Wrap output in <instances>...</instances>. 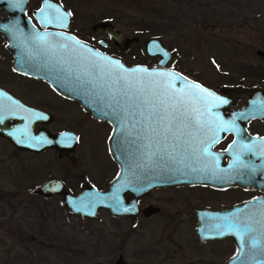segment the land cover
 Instances as JSON below:
<instances>
[{
    "label": "flooded vegetation",
    "instance_id": "af4514ba",
    "mask_svg": "<svg viewBox=\"0 0 264 264\" xmlns=\"http://www.w3.org/2000/svg\"><path fill=\"white\" fill-rule=\"evenodd\" d=\"M184 1L186 3L196 2L197 4V13L189 16L193 18V22L210 24V27L218 22L219 15L214 8L218 0ZM104 2L106 4L101 6ZM124 2L127 5L131 2L135 7V0H23L21 8L12 9L7 0H0V25L8 26L7 28H0V56H7L10 73L33 79L20 82L19 90L21 91L29 82L42 83L57 98L52 105L35 102L31 98L26 100L19 93L4 85L5 79H0V126L2 129L0 130V161L6 160L2 164L3 166L0 164V179L2 176L10 178L12 169L10 162L13 154L34 155L38 158L39 164L42 163L41 170L44 168L47 170V167L52 165L51 159L48 158V153L51 151L56 157L55 159L58 160L53 170L59 174L47 171L44 177L42 176L28 188L27 181L18 182L21 186L19 189L23 191L27 189L30 195L39 198L41 205L45 207L50 205L55 210H60L68 215H77L84 221L98 220L100 215L105 213L114 218L128 220L132 227L141 224L142 221L148 222L159 217L158 219L162 220V223L157 226L158 230L180 231L183 227V231L191 230L196 236V209L206 207L210 210H218L223 206L242 203L255 197H264V83L218 81L214 84H207L203 81L201 74L199 75L200 78H194V76L178 70L177 67L168 65V68L174 69L186 78L222 95L225 93L218 91L217 87H259L263 92H261L260 97H255L253 102H250L251 105L248 104V98L245 94H239L220 112L172 115L171 117L175 116L184 122L186 130L200 135L196 139L200 157L196 164L176 161L168 167H159L154 170L148 168L144 171L142 178L138 176L137 194L135 196V222L131 223L128 218L110 215L104 209H100L94 219L82 217L81 214L70 211L64 202V194L75 195L84 186L89 185L96 189H104L115 177L118 166L108 151L111 125L105 119L91 116L76 99L61 94L42 78L26 75L12 68L13 53H18L17 45L23 44L19 38L24 39L26 37V31L30 30V26L38 30L58 31L65 34L66 38L75 37L84 45L117 57L125 65L135 64V60L127 62L125 59V56L129 54L135 58V26L134 30L124 31L115 24V22L123 23L126 21L125 18L121 19L122 15L121 18L115 15L116 13L122 14L120 11L123 9L120 7V3L123 4ZM42 8L43 11H40ZM68 12L71 15L65 17L63 24H61L57 17ZM117 18L121 21L119 22ZM127 22L135 25V18ZM108 24L114 26L119 35L112 37L103 27ZM54 45L57 47L55 43ZM244 46L250 49V45L244 44ZM20 51L27 53V49L24 48ZM171 52L173 53V51ZM256 54L263 56L264 51L256 50ZM157 58L158 56H147L148 61L143 64L154 66ZM6 81L9 82V80ZM31 102L39 103V105ZM65 105H70L72 108H66ZM73 108L78 112L69 114V111L74 110ZM155 118L158 122L163 123L157 117ZM60 119L72 120L69 122L73 125H62L63 123L59 125ZM53 123L59 127L51 128L49 125ZM96 124L105 126L104 149L110 156L114 167L112 173L108 177L104 176L103 179L105 180L102 182L101 177L96 178L86 172L88 167L94 168L96 166L93 162L95 155L88 150L87 145L85 146V142L91 134V128ZM221 126H226L227 130L219 131ZM259 138L261 140L256 141ZM44 140L53 144L49 143L43 146ZM24 145H30L34 149ZM229 145L232 147L229 148ZM244 145H249L250 149H245ZM83 148L87 150L86 154ZM205 148L207 153L204 152ZM44 154L48 156L43 157ZM81 154L87 157V162L81 159L82 165L77 167L76 159L81 157ZM237 156H239V160H237ZM15 162L20 165L21 171L25 175L28 169H32V166L28 168L25 163L16 159ZM243 165H248V167ZM152 172H163L170 184L151 186ZM48 179H52V183L48 184L45 195L34 191L38 185ZM2 189L0 182V203L10 207L9 196L5 194L1 197ZM156 198L160 203L153 202ZM48 200L53 203L46 202ZM193 200L197 202L191 204L190 207H185L187 203ZM161 201L167 202L162 203ZM175 202L181 203L178 204L179 208L170 207ZM38 209L43 212L45 208L42 206ZM188 217H192L191 226L187 223ZM62 220H68L66 215L62 219L60 218V221ZM185 222L186 225L183 224ZM197 241L200 243L218 242L214 240L201 242L198 239ZM141 252L142 250H139V253ZM118 255L123 258L122 252L118 250L114 259Z\"/></svg>",
    "mask_w": 264,
    "mask_h": 264
},
{
    "label": "rangeland",
    "instance_id": "374dc122",
    "mask_svg": "<svg viewBox=\"0 0 264 264\" xmlns=\"http://www.w3.org/2000/svg\"><path fill=\"white\" fill-rule=\"evenodd\" d=\"M120 4L122 14L115 15L120 18L122 15L121 19L126 21H114L115 24L124 31L134 30L135 26L138 38L135 41V58L126 55L127 62L146 63L147 56L141 51L142 41L153 36L167 50L173 51V59L167 65H173L194 78H200L201 74L207 84L218 81L264 83V55L256 54V50L264 51V0H218L214 8L219 20L213 27L193 22L189 17L197 13L196 2L135 0V7L131 2ZM134 18L135 25L127 22ZM244 44L250 45V49ZM0 79H5L4 85L26 100L31 98L35 102L52 105L57 99L42 83L29 82L20 91V82L33 79L10 73L6 55L0 56ZM65 107L72 108L70 105ZM74 110L69 114L78 112ZM69 121L72 120L60 119L59 125L72 126ZM49 126L59 127L56 123ZM105 137V126L96 124L85 142L95 155L93 162L96 165L88 167L86 172L96 178L101 177V182L114 170L104 149ZM83 150L84 153L87 151ZM48 155L52 165L41 170L42 163L39 164L36 156L13 154L10 178L2 176L0 179L1 197L7 194L10 203V207L0 203V264H108L118 250L127 261L140 264H220L234 252L230 238L200 243L193 231H183V227L180 231L158 230L157 226L162 223L159 217L132 227L128 220L105 213L98 220L84 221L77 215L41 205L39 198L30 195L27 189L20 190L18 182L27 181L28 188L47 171L59 174L53 170L58 160L51 151ZM15 159L28 168L32 166V169H28L25 175ZM81 159L87 162V157L81 154L76 159L77 167L82 165ZM5 162L1 160V166ZM46 202L53 203L50 200ZM153 202L160 203L157 198ZM196 202L190 201L185 207ZM178 204L181 203L175 202L170 207L179 208ZM42 206L45 208L43 212L38 209ZM65 215L68 220L60 221ZM187 223L191 226L192 217H188Z\"/></svg>",
    "mask_w": 264,
    "mask_h": 264
},
{
    "label": "water",
    "instance_id": "95a60500",
    "mask_svg": "<svg viewBox=\"0 0 264 264\" xmlns=\"http://www.w3.org/2000/svg\"><path fill=\"white\" fill-rule=\"evenodd\" d=\"M103 27L112 37L119 35L114 26L108 24ZM26 32L24 39L19 38L23 44L17 45L18 53H13V70L42 78L61 94L76 99L91 116L105 119L111 125L108 151L118 166L115 177L104 189H96L89 185L84 186L75 195L64 194V202L70 211L77 212L82 217L94 219L97 217V212L104 209L110 215L128 218L131 223L135 222L137 177L142 178L148 168L152 170L159 168V166L147 167L141 170L134 166L139 163L138 153L135 150L142 144L149 141L154 143V147H163L166 144L170 152L173 146L178 145L176 151L171 152L175 160L196 164L200 157L196 139L200 135L186 130V125L179 118L173 120L171 117L176 115L173 108L179 100H183L179 107L180 114L212 113L220 112L239 94H245L248 104L251 105L250 102H253L255 97H260L263 92L259 87H217L218 91L225 93L222 95L202 86L216 97L228 101L227 104L210 107L205 99H202L204 94L195 88V85H200L199 83L167 67L173 59V53L168 51L156 37L151 36L142 41L141 51L145 55L158 56L154 66H147L143 63L125 65L117 57L97 49H94L95 54L91 53L88 49L93 48L81 42L84 47H79L75 41L67 39L65 34L58 31L38 30L30 26V30ZM137 39L135 36V41ZM62 44L69 45V49L61 48ZM22 48L27 49V53L20 51ZM72 48L76 49L74 53L70 52ZM105 57L119 61L125 70L136 69L139 66L147 71H120L109 65L103 59ZM53 65L55 68L52 67ZM161 72L171 75L162 77L159 75ZM121 76L125 79L121 80L119 78ZM77 77L90 79L91 84L80 86L76 83ZM137 96L140 97L139 100L136 99ZM144 100L149 102L148 105L143 104ZM159 101H163L164 104L161 105ZM152 105L159 109V116L167 117L162 121L163 123L158 122L155 117L151 118V123L146 119ZM151 128H156L157 132L153 133ZM0 130H2L1 126ZM133 140L137 143L133 144ZM156 140L159 141V145H155ZM260 140L261 138L256 141ZM49 143H43V146ZM24 146L34 149L30 145ZM151 177V186L170 184L163 172H152ZM50 183L52 179L38 185L34 191L45 195ZM196 215L195 235L199 241H219L224 238L232 240L235 246L234 252L221 264H264V197L223 206L218 210L199 208L196 209ZM226 217L231 220L238 219L241 224L251 223L253 231L244 234L243 239L238 238L239 233L236 231H226L227 221L224 219ZM248 217H251V220H248ZM242 232L241 228L240 233ZM110 264L132 263H128L118 255Z\"/></svg>",
    "mask_w": 264,
    "mask_h": 264
},
{
    "label": "snow or ice",
    "instance_id": "6c2138e0",
    "mask_svg": "<svg viewBox=\"0 0 264 264\" xmlns=\"http://www.w3.org/2000/svg\"><path fill=\"white\" fill-rule=\"evenodd\" d=\"M7 3L8 5L10 6V8L12 9H18V8H21L22 7V4H23V0H7ZM40 11H43V8L40 9ZM71 13L68 12V13H64L63 15L61 16H58L57 17V20L63 24V21L65 19V17L67 16H70ZM47 22H51V21H47ZM0 27H5L7 28L8 26L7 25H0ZM56 35H62L61 33H56ZM41 40L43 38H40ZM67 39L69 40H73L75 41L76 45H78L79 47H84V45H82L78 40H76L75 37H67ZM50 47H52L50 45ZM61 48L63 49H69V45L67 44H62L60 45ZM76 51L75 48H72L70 49V52L74 53ZM89 52L91 53H94L95 54V50L94 49H88ZM165 55H167L165 53ZM106 60V62L113 66L115 69L117 70H120V71H134V72H146L147 69H144V68H141V67H137L136 69H127L125 70L123 68V65L120 64L119 61H115L113 60L112 58H103ZM53 68H55V65L52 66ZM160 76L162 77H167L171 74L169 73H165V72H161L159 73ZM121 80L125 79V77L121 76L119 77ZM76 83L80 86H84V85H88V84H91V80H85V79H81L80 77H77L76 78ZM190 87H192V85H189ZM195 88H197L201 93L204 94V96L202 97V99H205V102L209 104L210 107H217L219 105H222V104H227L228 101L223 99V98H220V97H216L213 93L209 92L207 89H203L202 86L200 85H195ZM115 95V94H113ZM125 95H128L127 93H125ZM211 98L210 100H208L207 98ZM137 100L140 99L139 96L136 97ZM148 101L147 100H144L143 101V104L144 105H148ZM159 103L161 105L164 104L163 101H159ZM183 103V100H179L177 102V105L173 108V112L176 114V115H179V107L180 105ZM123 110V109H121ZM141 115H143V112L141 113ZM152 117H157L158 119H160L161 121H163L165 119V117L163 116H159V109L155 106V105H152L151 106V109L149 111V114H148V117H146V119L149 120V123H151V118ZM175 119V116H173V120ZM227 128L226 126H221L219 131H226ZM151 131L153 133H156L157 132V129L156 128H151ZM43 143H49V141L47 140H44ZM133 144H136L137 142L135 140L132 141ZM233 143H235V141H233ZM155 145H159V141L156 140L155 141ZM176 147H178V145L176 146H173L172 149H171V152H175L176 151ZM232 145H229V148H231ZM245 149H250V146L249 145H244L243 146ZM137 153H138V157H139V163H137L136 165H134L136 168H139L141 170H143L144 168H147V167H168L170 164L172 163H175L176 160H175V157L171 155V152L169 151V147L168 145H164L163 147H159V146H156L154 147V143L152 141H149L145 144H142L140 146V148L136 149L135 150ZM204 152L207 153V149L205 148L204 149ZM237 160H239V156H237ZM244 167H248V165H243ZM135 175V173H134ZM127 211V209H125ZM226 221H227V224H226V231H236L237 233H239V236L238 238L240 239H243V235L244 234H247L248 232H251L253 231V228L251 226V223H243L241 224V222L237 219V220H231L229 218H224ZM248 220H251V217H248L247 218ZM257 223H259L257 221ZM243 229V232L240 233V229ZM256 245V242L254 241L253 242V246L255 247Z\"/></svg>",
    "mask_w": 264,
    "mask_h": 264
}]
</instances>
